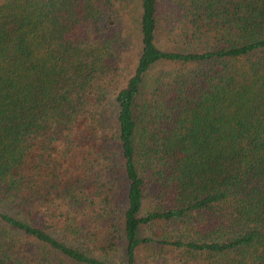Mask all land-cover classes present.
I'll return each mask as SVG.
<instances>
[{"label":"trees","instance_id":"16d2710c","mask_svg":"<svg viewBox=\"0 0 264 264\" xmlns=\"http://www.w3.org/2000/svg\"><path fill=\"white\" fill-rule=\"evenodd\" d=\"M138 1L0 0V264H264V0Z\"/></svg>","mask_w":264,"mask_h":264},{"label":"rangeland","instance_id":"374dc122","mask_svg":"<svg viewBox=\"0 0 264 264\" xmlns=\"http://www.w3.org/2000/svg\"><path fill=\"white\" fill-rule=\"evenodd\" d=\"M128 4L133 6L135 9L138 8V10L136 12V16H137V13L139 12V5H140L139 1L138 0H127V5ZM160 5H164L165 6L164 8H165L166 13H167V7H168L167 5H175V3H174V1H170V0H160ZM135 40H136L135 47L133 46L131 48V50L129 51V53H127L128 56H126L129 59V61L134 63V64H135V61L137 59V56L139 57L140 50H141L139 39H137L135 37ZM158 43H159V47L164 48V49H165L166 45H168V44H166L165 39L163 38L162 35L160 37V40H158ZM128 59H126V60H128ZM124 65H125V63H124ZM107 110L108 111L105 114L107 119L113 118L114 117V113H115V108L114 107H108ZM149 254H150L149 249H142V251H140L139 258H138V259H140L139 262L144 264L145 263L144 261L149 256ZM162 257L164 258V255ZM166 257H167L166 260L164 262H161V263L162 264H171L172 260H171L170 256H166ZM162 259H160V260H162Z\"/></svg>","mask_w":264,"mask_h":264}]
</instances>
